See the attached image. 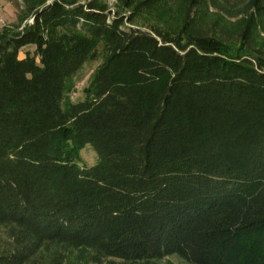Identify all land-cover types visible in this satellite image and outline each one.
<instances>
[{
  "label": "trees",
  "instance_id": "1",
  "mask_svg": "<svg viewBox=\"0 0 264 264\" xmlns=\"http://www.w3.org/2000/svg\"><path fill=\"white\" fill-rule=\"evenodd\" d=\"M48 1L0 35V264H41L51 246L94 264H264V0H178L173 31L128 27L103 0ZM210 10L240 19L236 53L205 26ZM87 145L98 162L81 167Z\"/></svg>",
  "mask_w": 264,
  "mask_h": 264
},
{
  "label": "rangeland",
  "instance_id": "2",
  "mask_svg": "<svg viewBox=\"0 0 264 264\" xmlns=\"http://www.w3.org/2000/svg\"><path fill=\"white\" fill-rule=\"evenodd\" d=\"M28 0H0L2 10L3 23H0V35L7 33L10 29L23 30L33 25L32 18H26ZM34 1V0H31ZM49 0L48 2H52ZM90 0H80V3L85 4ZM113 12H122L128 16L127 26L138 27L144 31L162 28L174 30L183 18L178 0H168L155 6L153 9L141 10L135 14L132 11H125L119 8L118 0H103ZM131 18L133 19L131 21ZM205 26L212 31H216L227 39V45L231 53H236L239 46L238 31L240 28V19L226 17L221 13L210 10L202 16ZM253 44L257 48L264 49V28L256 27L253 31ZM34 46H27L22 49L20 56L23 57L27 52L33 53ZM108 51L101 44L98 47V58L87 62L80 72L74 78V87L70 92V97L74 102L83 101L85 98V89L89 86L90 81L95 72L102 66L107 56ZM77 162L81 167H90L98 162V155L91 145H87L78 156ZM10 242L4 228H0V254L9 249ZM58 257L61 264H94L88 263L86 253L78 249L69 247L51 246L41 258V264H58V261L52 260ZM101 264H189L179 257H171L161 261H143V262H127L120 259L108 258Z\"/></svg>",
  "mask_w": 264,
  "mask_h": 264
},
{
  "label": "built area",
  "instance_id": "3",
  "mask_svg": "<svg viewBox=\"0 0 264 264\" xmlns=\"http://www.w3.org/2000/svg\"><path fill=\"white\" fill-rule=\"evenodd\" d=\"M0 23H1V24H4V23H3V17H2V10H1V6H0Z\"/></svg>",
  "mask_w": 264,
  "mask_h": 264
},
{
  "label": "crops",
  "instance_id": "4",
  "mask_svg": "<svg viewBox=\"0 0 264 264\" xmlns=\"http://www.w3.org/2000/svg\"><path fill=\"white\" fill-rule=\"evenodd\" d=\"M23 57H25V55H24ZM23 57H22V58H23Z\"/></svg>",
  "mask_w": 264,
  "mask_h": 264
}]
</instances>
